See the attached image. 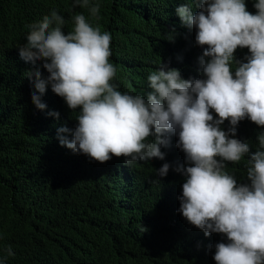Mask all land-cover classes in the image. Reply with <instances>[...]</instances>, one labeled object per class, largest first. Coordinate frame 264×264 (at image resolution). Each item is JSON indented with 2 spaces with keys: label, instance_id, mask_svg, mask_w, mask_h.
Segmentation results:
<instances>
[{
  "label": "trees",
  "instance_id": "1",
  "mask_svg": "<svg viewBox=\"0 0 264 264\" xmlns=\"http://www.w3.org/2000/svg\"><path fill=\"white\" fill-rule=\"evenodd\" d=\"M100 5L99 19L73 0H0V259L4 264H216L215 244L223 234L204 232L178 211L184 176L170 167L160 177L155 169L168 162L183 165L176 146H161L164 160L152 158L130 166L124 157L105 163L63 147L57 129L74 130L79 109L46 87L44 110L35 107L28 72L38 68L19 57L28 26L56 10L74 27L72 17L83 13L88 22L111 34L109 62L117 68L112 83L121 93L146 94L148 76L160 63L176 68L184 79L201 77L195 43L196 29L183 24L176 8L192 0H90ZM255 13V0H245ZM248 49L234 56L246 62ZM234 71V68L232 69ZM35 78L33 77V80ZM58 112L59 118L49 115ZM216 118L214 110L210 109ZM227 131V120L220 126ZM235 138L258 148L264 128L248 118L236 126ZM71 139V133H65ZM246 160L226 162L225 171L247 183ZM11 247L14 256H8Z\"/></svg>",
  "mask_w": 264,
  "mask_h": 264
},
{
  "label": "clouds",
  "instance_id": "2",
  "mask_svg": "<svg viewBox=\"0 0 264 264\" xmlns=\"http://www.w3.org/2000/svg\"><path fill=\"white\" fill-rule=\"evenodd\" d=\"M176 8L181 22L195 27L201 77L184 79L176 68L160 63L148 76L146 94L121 93L112 83L117 68L109 62L111 34L93 27L83 13L65 18L52 10L28 26L19 57L35 65L42 61L48 75L28 72L35 91L31 100L44 110L41 96L50 85L71 111L79 109L74 130L57 129L61 146L99 163L113 156L124 164L152 158L164 160L161 146H176L184 153L183 165L165 162L156 174L170 167L184 176L178 211L205 236L223 234L227 242L215 244L216 264H264V132L258 148L237 138L240 121L248 118L264 128V0H255V13L245 0H192ZM99 19L100 5L73 0ZM247 48L246 62L237 60V48ZM234 68V71L232 70ZM33 77L35 78L33 80ZM211 110H214L216 118ZM59 118L58 112L48 113ZM227 120V131L220 126ZM65 133H71V139ZM246 160L247 183L225 171L226 162ZM8 256H14L11 247ZM0 264L4 261L0 259Z\"/></svg>",
  "mask_w": 264,
  "mask_h": 264
}]
</instances>
